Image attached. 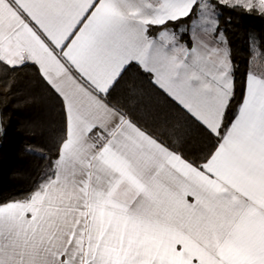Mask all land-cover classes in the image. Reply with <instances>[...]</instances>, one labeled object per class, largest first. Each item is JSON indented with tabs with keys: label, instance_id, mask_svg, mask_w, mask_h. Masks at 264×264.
<instances>
[{
	"label": "snow or ice",
	"instance_id": "snow-or-ice-1",
	"mask_svg": "<svg viewBox=\"0 0 264 264\" xmlns=\"http://www.w3.org/2000/svg\"><path fill=\"white\" fill-rule=\"evenodd\" d=\"M221 7L264 15V0H0V64L36 65L65 117L41 182L0 203V264H264V72L230 118ZM133 65L182 122L155 134L111 101ZM191 125L199 161L163 139Z\"/></svg>",
	"mask_w": 264,
	"mask_h": 264
},
{
	"label": "trees",
	"instance_id": "trees-1",
	"mask_svg": "<svg viewBox=\"0 0 264 264\" xmlns=\"http://www.w3.org/2000/svg\"><path fill=\"white\" fill-rule=\"evenodd\" d=\"M219 10L223 13L219 26L227 40L237 80L236 97L229 111L231 118L250 66L258 73L264 72V59H254L252 48L255 37L258 52L264 53V15L240 7ZM174 27L179 29L180 25ZM189 39L190 33L184 35L183 40ZM110 99L155 134L164 132L165 121L182 122L175 106L136 65L124 73ZM0 124V203H5L24 198L41 182L56 159L65 125L62 98L33 63L27 62L15 70L0 64ZM163 139L189 160L199 161L209 145L207 135L196 125L182 126L177 136L165 134Z\"/></svg>",
	"mask_w": 264,
	"mask_h": 264
},
{
	"label": "water",
	"instance_id": "water-1",
	"mask_svg": "<svg viewBox=\"0 0 264 264\" xmlns=\"http://www.w3.org/2000/svg\"><path fill=\"white\" fill-rule=\"evenodd\" d=\"M1 128H2V126H1V124H0V130H1ZM0 147H1V143H0Z\"/></svg>",
	"mask_w": 264,
	"mask_h": 264
},
{
	"label": "crops",
	"instance_id": "crops-1",
	"mask_svg": "<svg viewBox=\"0 0 264 264\" xmlns=\"http://www.w3.org/2000/svg\"><path fill=\"white\" fill-rule=\"evenodd\" d=\"M185 41V40H184Z\"/></svg>",
	"mask_w": 264,
	"mask_h": 264
}]
</instances>
